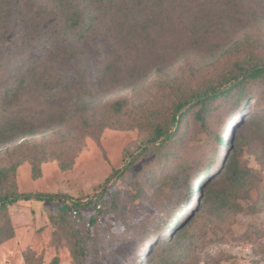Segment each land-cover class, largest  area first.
Listing matches in <instances>:
<instances>
[{
	"label": "rangeland",
	"instance_id": "374dc122",
	"mask_svg": "<svg viewBox=\"0 0 264 264\" xmlns=\"http://www.w3.org/2000/svg\"><path fill=\"white\" fill-rule=\"evenodd\" d=\"M12 1L21 4L23 0ZM110 1L106 0L107 6ZM189 1L175 7L158 34H122L117 26L123 18L116 16L117 9L109 10V15L100 17L95 34H88L77 49L63 45L53 34H36L35 10L25 14L24 3L0 26V89L4 80H24L6 101L0 94V122L20 115L50 118L52 113L65 112L69 116L84 103L90 108L83 117L40 129L34 140L49 142L41 145L50 157L35 169L29 151L15 150L14 145L0 150V168L18 163L0 194L51 193L84 203L104 195L103 188L118 193V208L100 216L95 230L88 219L61 215L58 201L21 199L8 204L0 219L11 220L13 236L0 243V264H51L55 256L59 264H74L66 239L71 229L85 238L90 232L98 238L97 251L84 258L85 264H264V140L247 138L248 132L238 129L242 123L238 125L241 121L232 110L235 101H216L207 116V129L198 124L193 137L196 126L191 114L183 139L162 153L147 142V110L160 106L164 96L172 102L175 94L170 86L177 80L194 88L218 83L235 62L228 46L247 36L253 48L264 53V21L249 28L253 34L241 29L243 16L251 7L264 9V0H230L225 5L224 0ZM198 3L216 13L219 8L225 12L220 13L227 22L225 33L187 32L188 17ZM148 7L143 18L150 14ZM39 23L48 28L50 20ZM77 38L66 35L65 43ZM65 60L66 66L62 65ZM262 99H253V111H264ZM116 100L124 101L120 112L112 107ZM108 118L109 125L101 130L99 126ZM216 134L226 138L230 149L243 134L240 160L255 168L258 178L249 197L237 196L234 207L225 212L207 206L186 210L183 204L196 198L190 189L195 184L201 187L205 179L200 177V164L211 158L216 147L220 160L225 155L228 144L221 145ZM64 161L68 168L62 167ZM217 169L207 174L212 180H217ZM203 191L202 186V196ZM92 212L86 208L84 213L89 217ZM188 213L193 221L182 236L174 241L160 238L159 243L157 238L148 240L155 229L172 231Z\"/></svg>",
	"mask_w": 264,
	"mask_h": 264
},
{
	"label": "trees",
	"instance_id": "16d2710c",
	"mask_svg": "<svg viewBox=\"0 0 264 264\" xmlns=\"http://www.w3.org/2000/svg\"><path fill=\"white\" fill-rule=\"evenodd\" d=\"M189 0H113L107 6L106 0H23L25 5V14H29L35 10L33 16L34 25L37 24L36 34H53L54 39L62 40L63 45L77 49L75 46L83 45L88 34H95L99 27L100 17L104 18L109 15V10L117 9L115 13L117 17L123 18V22L118 24V29L122 34L149 33L158 34L163 31L165 20H168V15L172 14L175 7H184ZM200 1L202 4L205 0H190L191 2ZM230 0H224L223 5ZM150 2H155V6H149ZM18 1L0 0V26L4 21L11 19L15 12H18L19 7L22 8V3ZM201 3H198L196 11L192 10L188 17L186 30L189 34H220L225 33L227 22L224 21L223 10L219 8L217 13L213 8H202ZM230 5V4H228ZM150 9V14L143 18L145 9ZM225 13V12H224ZM48 16V17H47ZM139 17L143 20L139 21ZM47 18L50 20L49 27L46 28L40 20ZM244 34H253L249 28L255 27L258 21H264V9L261 7H251L248 15L243 16ZM241 23V19L239 18ZM128 25V27H126ZM255 25V26H254ZM126 31H128L126 33ZM58 34V35H57ZM60 34H62L60 36ZM77 35V39L73 43L66 44V35ZM252 39L247 36L245 39L234 41L228 46L229 52L235 56V62L223 79L218 83H206L200 87L183 86L182 81L177 80L170 87L175 94V99L169 102L164 96L161 105L149 111L150 115L147 119L150 128V137L147 142H153L150 146L157 152L162 153L171 145H176L183 139L184 126L189 121V116L194 115L193 122L196 130L191 137L196 135L198 124L202 129H207V116L213 111V106L218 100L235 101L232 110H234L237 118L241 121L238 129H243L248 132L247 138L255 140H264V111H253L251 102L253 99L263 98L260 103L264 107V53L254 49ZM226 51V52H227ZM225 52V53H226ZM68 60H65L62 65L66 66ZM20 76V75H19ZM18 76V77H19ZM73 81V79H71ZM24 83L23 78L16 81H5L0 89L1 97L6 101L16 92L18 87ZM263 87V88H262ZM164 89V87H163ZM171 97V94L169 95ZM234 104V103H233ZM124 101L116 100L112 103L114 111H121V106ZM89 109L87 103L83 106L76 107L68 116L65 112L61 114L52 113L50 118L42 116H22L4 120L0 122V150L10 149L13 145L15 150L23 149L29 151V161L33 164L34 169L43 161L49 159V154L46 147L41 145L46 140H34V137L39 133L40 129L49 130L53 126L63 125L72 118L85 116ZM254 110H257L254 109ZM264 110V108H263ZM181 113V115H180ZM35 119H46L48 122L44 124L33 123ZM232 119H234L232 117ZM248 119V121H247ZM110 118L102 122L99 126L102 130L109 125ZM244 121H247L244 123ZM236 124V121H234ZM233 123V124H234ZM231 127V131L234 128ZM176 128V129H175ZM242 130V131H243ZM208 131H210L208 127ZM243 133V132H242ZM242 135L237 138L236 145L230 149L226 138L222 134H216L217 141L223 145L228 144L223 159H219L220 148L212 151V156L205 164H200V177L205 176L203 181V196L201 195L202 186L195 184L190 191L196 195L193 200H188L183 206L187 209L197 210L207 206L218 212H225L226 209L234 207V198L243 195L249 197L250 190L254 187V183L258 178L255 168L242 163L240 153L243 144ZM22 140L20 143L18 141ZM49 143V142H48ZM229 148V150H228ZM147 149H145L146 152ZM68 161L62 163V167L68 168ZM185 172H188L186 163H182ZM18 163H14L10 167L0 168V189H4L9 178L15 173ZM218 167L215 172L218 175L217 180H212L210 175H207L212 169ZM206 173V175H205ZM12 174V175H11ZM189 176V174H188ZM187 176V177H188ZM182 183H185V178H181ZM198 185V186H197ZM197 191V194L194 193ZM103 194L81 202L79 200L67 199L60 194L39 193V194H17L16 192L0 194V215L8 204L23 200H39V201H58L59 212L61 215L67 216L73 220L88 219L90 228L95 230L97 219L107 214V212L118 208V193L114 190L108 191L103 188ZM107 195V198H103ZM194 195V196H195ZM193 196V197H194ZM192 201L196 203L191 206ZM189 205V206H188ZM184 207L176 213L184 211ZM93 210L89 217L85 215V209ZM189 213L184 215L182 221H178L173 230L165 228L164 230L155 229V232L149 236L148 240L155 239V243L160 241H174L177 236H182L184 231L189 227ZM3 219V220H1ZM0 220V243L13 236L11 220L8 217H2ZM189 222V223H188ZM168 227V226H167ZM170 231V232H168ZM168 232V234H167ZM162 240H161V239ZM69 245L72 246L74 255V264H85L84 258L91 253L97 251L98 238L96 235L88 234V237H83L77 230H70L66 235ZM151 251V250H149ZM59 256H55L51 264H59ZM140 264V263H138Z\"/></svg>",
	"mask_w": 264,
	"mask_h": 264
}]
</instances>
